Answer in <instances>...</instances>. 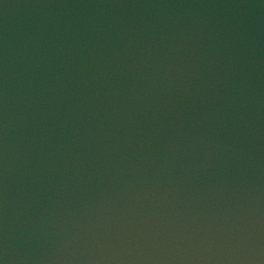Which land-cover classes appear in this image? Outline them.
I'll list each match as a JSON object with an SVG mask.
<instances>
[{
	"label": "water",
	"instance_id": "95a60500",
	"mask_svg": "<svg viewBox=\"0 0 264 264\" xmlns=\"http://www.w3.org/2000/svg\"><path fill=\"white\" fill-rule=\"evenodd\" d=\"M0 264H264V0H0Z\"/></svg>",
	"mask_w": 264,
	"mask_h": 264
}]
</instances>
